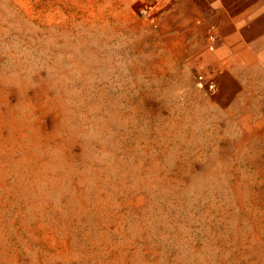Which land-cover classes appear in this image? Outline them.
Listing matches in <instances>:
<instances>
[{"label": "rangeland", "instance_id": "374dc122", "mask_svg": "<svg viewBox=\"0 0 264 264\" xmlns=\"http://www.w3.org/2000/svg\"><path fill=\"white\" fill-rule=\"evenodd\" d=\"M197 53L132 0H0V264H264V81Z\"/></svg>", "mask_w": 264, "mask_h": 264}, {"label": "crops", "instance_id": "0c3cea01", "mask_svg": "<svg viewBox=\"0 0 264 264\" xmlns=\"http://www.w3.org/2000/svg\"><path fill=\"white\" fill-rule=\"evenodd\" d=\"M132 1L150 25L189 41L210 79L246 73L264 81V0Z\"/></svg>", "mask_w": 264, "mask_h": 264}, {"label": "built area", "instance_id": "2783aa9c", "mask_svg": "<svg viewBox=\"0 0 264 264\" xmlns=\"http://www.w3.org/2000/svg\"><path fill=\"white\" fill-rule=\"evenodd\" d=\"M197 84L200 87H205L208 91L213 92L214 91V85L212 83L207 82L202 76H199L197 78Z\"/></svg>", "mask_w": 264, "mask_h": 264}]
</instances>
